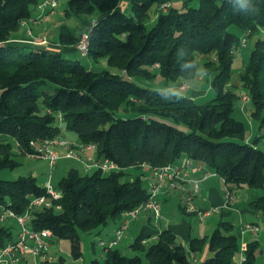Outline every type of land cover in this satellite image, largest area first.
I'll use <instances>...</instances> for the list:
<instances>
[{"label": "trees", "instance_id": "16d2710c", "mask_svg": "<svg viewBox=\"0 0 264 264\" xmlns=\"http://www.w3.org/2000/svg\"><path fill=\"white\" fill-rule=\"evenodd\" d=\"M42 1L0 0V173L21 163L10 138L28 156L31 141L59 137L64 129L85 144H96L97 160H109L118 168L106 172L84 167L82 172L72 166L58 183L60 197L49 207L31 208L30 227L52 230L53 241L69 240L74 257L80 258L81 232L120 225L124 213L148 200L142 175L124 179L127 169L174 164L183 155L222 176L230 188H261L263 193L251 205L264 213V150L257 146L260 136L254 143L248 141L245 122L234 117L240 96L228 86L241 36L254 39L241 80L254 105L252 115L264 131V36L260 35L264 0H247L243 8L240 0H199L197 5L185 0L182 7L173 6L172 0H131L130 14L120 7L123 0H68V11L97 15L88 29V56L107 59L121 72L89 68L62 51L11 43L23 21L37 17L34 11ZM165 3L170 6L160 9L155 24L148 28L152 5ZM80 36L64 30L60 42L75 45ZM210 53L215 59L204 64L209 73H215L217 93L206 101L144 87L134 80L154 74L153 70L171 80L191 78L199 57ZM119 110L126 116L119 115ZM157 115L184 123L187 130ZM42 195H48L47 189L37 176L0 177V205L17 214L25 213L31 200ZM234 227L223 220L213 231L208 243L212 254L201 264H264L257 262L255 242L242 251L245 258L236 259L241 245ZM16 237L9 227H0V246ZM147 238L142 231L132 247L145 252L150 264H193L191 256L206 243V236L192 237L187 250L168 228L153 242ZM104 251L105 257L94 258L91 264H144L141 253L128 256L117 246ZM28 258L26 264H32ZM41 263L65 261L59 256Z\"/></svg>", "mask_w": 264, "mask_h": 264}, {"label": "rangeland", "instance_id": "374dc122", "mask_svg": "<svg viewBox=\"0 0 264 264\" xmlns=\"http://www.w3.org/2000/svg\"><path fill=\"white\" fill-rule=\"evenodd\" d=\"M184 1L185 0H172L171 3L173 4V6L182 7ZM190 1L192 4L195 5L199 3V0H190ZM163 5L164 4L160 6H158V4L152 5L150 9V18L147 21L148 28H151L155 24L157 17L160 13L159 10L163 9ZM120 7L126 13L128 14L132 13L131 0H123L120 4ZM68 8H69L68 0H58V6L55 9V11L51 13L50 12L46 13L45 18L40 21L41 27L46 26L52 30L51 32L52 34H50L49 36L47 33L42 34L47 36L48 42H50V39L53 40L55 39L58 42H60V37L63 30H69L75 35H79V33L82 30L88 31L89 28L85 26L84 21L88 20L91 23L93 19L97 18V15L95 14L90 16L74 14L68 11L69 10ZM41 14H43V9L37 7V9L34 11V15L39 16ZM22 33H26L27 35H29L28 32L26 31V28L23 25H21L20 28L14 32L13 35L22 34ZM34 35L36 34L34 33ZM260 35L264 36V30L260 31ZM241 38H243V35L241 36ZM76 44H75V48H77ZM253 47H254V39H248L245 46H240L238 49L235 50L234 61L232 64V75L228 82L229 84L228 86L233 88L234 91L240 96L235 103V111L233 113L234 117L245 122L246 127L248 128V136H249L248 141L254 143L256 136L258 135L260 136L257 142V146L262 150H264V131L259 129V122L252 115V111L254 110V105L250 99L243 100L244 95H249V90L241 80V75L244 68L248 64ZM70 57L73 59H77V58L80 59L82 63L89 68H95L98 70L107 68L114 72H121V70H119L118 68L111 67L108 64L107 59L95 60L90 56H82L78 51L70 55ZM214 59H215L214 53L200 56L199 57L200 62L198 63L196 73L191 78L179 77L176 80H171L166 78L164 75H162L160 71L153 70L154 74L148 73L147 75H141L135 77L134 80L144 87H149L152 89H162V90L172 89L171 91H173L174 93L183 96L195 97L194 93L198 91L200 94L198 93L199 95L196 96L195 98H197V100L200 101H206L208 99L215 97L217 93L215 87L213 86V79L215 73L214 72L209 73L206 70L204 64L206 60H214ZM117 113L121 116L122 115L126 116L127 114L124 110H119ZM134 113L139 114L141 112L137 111ZM155 117L165 120L169 123L175 124L178 127L187 130V126L184 123H178L172 118L162 117L158 115ZM59 138L61 140H68L65 137H62L61 135L59 136ZM10 141L13 142V151L16 154L15 157L21 163L15 169L2 170L0 173V177L3 179H16L21 175L36 174V176L38 177V181L44 184L45 181L49 179L51 174L52 183L57 189L58 183L63 177L62 175H64V171L67 170L70 166L76 165L80 168L82 172H84V170L81 169V165L84 168L83 163H81L77 159L74 158L72 159L69 158L64 160L59 159L57 164L53 168H51L50 164L46 160L32 158V157H28L27 155L21 154L16 145L15 140L13 138H10ZM61 149L62 148H59L60 152ZM79 162L81 163V165L77 164ZM127 172L128 173L124 176V179H133L137 175H142L144 184L146 185V187L149 186V183L151 182L150 178L152 174L151 169H148L147 167H143V168L133 167L127 169ZM232 191L234 192L236 198L231 205L232 207L224 208L217 215H209L202 221L199 220L198 217L190 218L188 215L183 213L179 206L181 197L179 196V194L173 193L172 197H170L169 202H167L166 204L164 203L160 204V211L162 218L155 220V222L154 221L149 222L147 213L144 212L141 213L135 220L130 222L129 227L124 232L122 240L119 242V248L123 251V253H125L128 256L141 253L143 257V263L150 264L145 252L143 251L137 252L131 247L132 242L136 240L139 233H141L142 229L146 226L151 229H154L156 228L155 225L157 224L160 228L161 226H164L165 223H168L170 221L175 222L185 219L192 224L194 235L199 232L198 234H201L202 236H206L205 239L206 243L202 249L203 251L208 247L209 238L212 235L214 229L218 227L223 220H228V219L233 220L235 222V228H234L235 230H237V227H241L243 229L251 221L253 222L255 221V223L252 224H258L260 227L259 232L255 235L260 236L261 239V244L256 248L257 262L264 263V213L260 212V217L257 213L254 214L253 212H257V211L251 205V201L256 197H258L259 195H261L263 191L261 188H251L247 185L234 187L232 188ZM243 208L247 209L248 211L245 213L242 212L241 209ZM230 209H231V213H229ZM0 215H1V208H0ZM210 218L214 219V221L211 222V224L208 223ZM1 226L9 227L15 235L18 234L20 230V225L17 223L16 219L11 217L6 218L5 220L0 219V227ZM112 226L114 228L116 226V223L112 224ZM115 231L111 235V237L115 234ZM92 232L95 235L97 234L96 230ZM92 232L91 233L81 232L82 233L81 249L83 255L80 258L74 257L72 253L71 242L66 239H62L60 241L58 240L53 241L48 257L57 258L59 251L64 258L65 264H91V261L94 258L103 259L105 257L104 248L99 243V241H96V244L94 245L95 235H92ZM244 234H246L247 236L246 242L252 240V237L254 236L252 235L254 233L247 228ZM242 241H243L242 238L239 237L241 248L240 251H238V253L243 251ZM202 251H199L194 255H196V257L199 259L202 254ZM28 257L30 263L42 264L41 262L43 258L41 256L34 257L33 255H29ZM237 260L239 261V259ZM193 264H198V263L193 261Z\"/></svg>", "mask_w": 264, "mask_h": 264}, {"label": "built area", "instance_id": "2783aa9c", "mask_svg": "<svg viewBox=\"0 0 264 264\" xmlns=\"http://www.w3.org/2000/svg\"><path fill=\"white\" fill-rule=\"evenodd\" d=\"M58 6V0H43L39 4V8L43 9V14L33 19L23 21V25H28V34L34 38L35 41L45 44L48 42V38L45 35H34L33 26L35 23H39L45 18L46 13L54 12ZM170 6V3H165L163 9L166 10ZM49 8V9H47ZM47 9V10H46ZM95 22L93 21V25ZM248 39L243 37L241 46H245ZM77 51L82 56H88L90 53V36L88 31L81 33L80 39L76 44ZM158 66V64H156ZM243 100H249L248 95L243 96ZM62 118V115H59ZM32 151L28 154L29 157L38 158L48 161L51 168H53L58 160L62 157L74 158L81 161L86 170H90L93 167L102 168L104 171L109 172L113 169H117L118 166L109 160L100 161L97 159L87 158L84 159L82 155L87 148L96 149L97 146L94 143L85 144V146L78 147L77 144L68 141L61 140L59 137L46 138L43 140L31 141ZM59 148H64L65 153L62 154ZM92 160V162H90ZM196 165V169L201 173L200 177H195L192 174V165ZM151 182L148 186L149 198L138 207L124 213V219L117 227L115 234L108 239H101L99 243L105 250L113 248L119 244L122 240L125 230L129 227L131 221L135 220L141 213L152 212L155 219L161 218L159 195L164 191L182 190L185 193L184 196V208L187 213L195 214L199 220H204L207 216L220 213L222 209L231 207L235 201V194L232 190H229L224 202L221 206H213L207 208H197L194 205V196L200 189V182L206 180L213 175H217L214 171L207 169L202 163L193 162L190 158L186 160L184 164H168L161 167H154L151 169ZM188 184L191 187H187ZM47 189V196H36L30 202L29 209L23 214H17L10 208H5L0 205L1 217L5 220L8 217L15 218L20 225V230L17 234L15 241H10L4 246H0V264H26L28 263L27 257L33 255L34 257L41 256L48 257L53 239L54 233L50 229L36 230L30 227L29 222L31 220V208L36 206H51L52 200L60 197V191L55 188L52 183V175L44 183ZM250 229L251 232L257 234L260 230L258 224L249 223L243 228L245 230ZM243 251L247 249V245L243 244ZM243 258H245L243 256ZM51 259V258H50Z\"/></svg>", "mask_w": 264, "mask_h": 264}, {"label": "crops", "instance_id": "0c3cea01", "mask_svg": "<svg viewBox=\"0 0 264 264\" xmlns=\"http://www.w3.org/2000/svg\"><path fill=\"white\" fill-rule=\"evenodd\" d=\"M94 20L95 19H93L91 23H90V21L85 20L84 21L85 26L87 28L92 27ZM23 26L26 28V31H28V25H23ZM32 26H33V30L35 31L34 33L36 34V36H39V34L42 35L43 33H47L48 36L50 34H52L51 33L52 30L50 28L46 27V26L41 27L40 26V22L39 23H35ZM83 31L84 30H82L79 33V35ZM10 42L13 43V44H18V45H29V46H37V47H42V48H48L49 50H52V51H62L64 54H66L69 57H70V55H72L75 52H77V49L75 48V45H64V44H62L61 42H58L55 39L54 40L50 39V42H47L45 44H41V43L35 41L32 36H29L26 33L12 35V38H11ZM167 90L171 91L172 89L171 90L167 89ZM171 92H173V91H171ZM198 93L199 92L196 91L194 93L195 94L194 96L195 97L198 96L200 94V93L199 94ZM195 97H193V98H195ZM60 135L62 137H65L66 139H68V141H71V142L77 144L78 147L85 146V143H83L76 134H74L73 132H71L69 130L64 129ZM61 153L62 154L65 153V149L64 148L61 149ZM82 157L84 159L91 158V159L94 160V159H98V154H97V151L94 148H87L85 150V153L82 155ZM188 158L189 157L187 155H183L178 160L177 163L178 164H184ZM60 159L64 160V159H69V158L62 157ZM70 159H72V158H70ZM79 163H77V164L81 165V163L80 164ZM72 166H76V165H72ZM72 166H70L67 170L64 171V175L68 173L69 169ZM145 167H147L148 169H151L149 166H145ZM81 169L84 170L82 165H81ZM93 169H94V167L91 170H93ZM192 174L195 177H200L201 176V173L196 169V165L195 164L192 165ZM32 175L36 176V174H32ZM187 187H190V185L188 184ZM222 187H224V188H222ZM229 190H232V188H230V185H227V183L224 181L222 176H220L218 174L217 175H213L210 178H208L206 180H202L200 182V189L194 196V205L197 208H207V207H212V206H220V205L223 204L224 199H225V195H226V193ZM173 193L179 194V196L181 197L179 206H180V209L182 210V212L185 213L186 215H188L190 218H196L197 216L195 214L187 213L184 210L183 207H184V196H185V193L182 190L164 191V192L160 193V195H159L160 204L161 203L166 204L167 202H169L170 197H172ZM241 211L245 213L248 210L243 208V209H241ZM229 213H231V209L229 210ZM253 213L254 214L257 213L259 215V217H260V212H253ZM217 214L218 213L213 214V215H217ZM147 216H148L149 222H153V221L155 222V220H157V219L154 218V215H153L152 212H148ZM161 218H162V215H161ZM213 221H214V219L210 218L208 223L211 224V222H213ZM227 221L233 222V224L235 226V222L233 220L228 219ZM250 223H255V221L254 222L251 221ZM113 224H115V223H113ZM111 226H112V224L108 225L107 227L100 228V229L96 230L97 231L96 235L93 234V232H92V235H95L94 236L95 241L93 240L94 241V245L96 244V241H98L99 238H109V237H111V235L114 233V231L119 226V223H116V226L114 228H113V226L112 227ZM155 226H156V228H154V229H151V228H149L147 226L142 229V231H144L148 235V238L146 239L147 242L155 241L156 238H157V235L161 232V230L163 228H168V229L172 230L176 234L178 240L185 246V248L187 250H189L190 240H191L192 237H203L201 234H198L199 232L194 235L193 234L192 224L190 222H188L187 220H185V219H182L181 221H175V222H171L170 221L168 223H165V225L161 226L160 228H159V226L157 224ZM233 232L238 237H241L242 240H243L242 241L243 244H245L247 246H248V244H250L252 242H255V245H254V247H255L254 249L255 250H256L257 246H259L261 244L260 236H256L255 234H252V235H254L252 237V240H249V241L246 242L247 236H246V234H244L243 229L241 227H237V230L234 229ZM16 235L14 234V236H16ZM117 247L119 248V244L117 245ZM131 247H132V244H131ZM237 253H236V259L241 260L243 258V256H245V254L243 252H240L238 254ZM211 254H212V252L209 250V246H208L205 250L202 251V254H201L199 259L196 257V255L193 254L191 256L192 262L195 261L198 264H201ZM59 256H62V255L58 251V257Z\"/></svg>", "mask_w": 264, "mask_h": 264}, {"label": "clouds", "instance_id": "9594fccd", "mask_svg": "<svg viewBox=\"0 0 264 264\" xmlns=\"http://www.w3.org/2000/svg\"><path fill=\"white\" fill-rule=\"evenodd\" d=\"M247 5V0H240V7L243 8Z\"/></svg>", "mask_w": 264, "mask_h": 264}]
</instances>
